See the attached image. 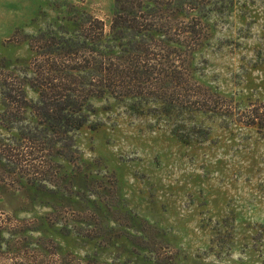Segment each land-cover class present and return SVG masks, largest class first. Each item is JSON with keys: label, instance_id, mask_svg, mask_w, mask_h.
Masks as SVG:
<instances>
[{"label": "rangeland", "instance_id": "1", "mask_svg": "<svg viewBox=\"0 0 264 264\" xmlns=\"http://www.w3.org/2000/svg\"><path fill=\"white\" fill-rule=\"evenodd\" d=\"M113 3L0 0V76L33 65L71 6L108 23ZM206 23L193 78L232 114L95 98L77 162L52 157L55 176L38 185L0 125V264H161L165 252L175 264H264V127L245 117L264 106V0H231Z\"/></svg>", "mask_w": 264, "mask_h": 264}, {"label": "trees", "instance_id": "2", "mask_svg": "<svg viewBox=\"0 0 264 264\" xmlns=\"http://www.w3.org/2000/svg\"><path fill=\"white\" fill-rule=\"evenodd\" d=\"M230 2L114 0L108 23L71 6L67 23L39 36L33 65L0 76V125L12 132L10 145H3L14 167L25 162L29 182L38 185L55 176L52 157L77 162L75 135L88 124L95 98L130 99L140 110L150 104L147 110L166 115L232 114L226 99L193 78L192 67L206 22ZM245 117L264 127V106L249 108ZM160 260L175 264L168 252Z\"/></svg>", "mask_w": 264, "mask_h": 264}]
</instances>
